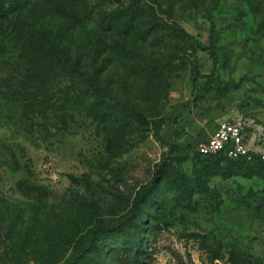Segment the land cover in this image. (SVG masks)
<instances>
[{"label": "rangeland", "instance_id": "obj_1", "mask_svg": "<svg viewBox=\"0 0 264 264\" xmlns=\"http://www.w3.org/2000/svg\"><path fill=\"white\" fill-rule=\"evenodd\" d=\"M11 1L0 264H264V168L196 151L264 124V0Z\"/></svg>", "mask_w": 264, "mask_h": 264}, {"label": "built area", "instance_id": "obj_2", "mask_svg": "<svg viewBox=\"0 0 264 264\" xmlns=\"http://www.w3.org/2000/svg\"><path fill=\"white\" fill-rule=\"evenodd\" d=\"M197 150L207 156L241 159L264 167V124L249 117L221 120Z\"/></svg>", "mask_w": 264, "mask_h": 264}, {"label": "trees", "instance_id": "obj_3", "mask_svg": "<svg viewBox=\"0 0 264 264\" xmlns=\"http://www.w3.org/2000/svg\"><path fill=\"white\" fill-rule=\"evenodd\" d=\"M12 3H13V5H15L16 4V2H15V0H12L11 1ZM1 5V4H0ZM4 6H5V4L4 3H2V5H1V8H4ZM198 79V77H195V81ZM92 82H94V80H91ZM199 154H201L198 150H196ZM201 155H203V156H205V157H216V156H207V155H204V154H201ZM225 157V156H224ZM238 160H241V159H238ZM244 161H246V160H244ZM260 166H262L261 164H259ZM262 168H264L263 166H262Z\"/></svg>", "mask_w": 264, "mask_h": 264}]
</instances>
